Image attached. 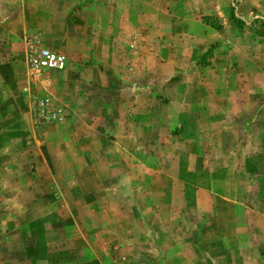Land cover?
Wrapping results in <instances>:
<instances>
[{"label": "rangeland", "instance_id": "1", "mask_svg": "<svg viewBox=\"0 0 264 264\" xmlns=\"http://www.w3.org/2000/svg\"><path fill=\"white\" fill-rule=\"evenodd\" d=\"M131 2L134 65L110 85L133 87V106L104 112L134 118L124 148L96 125L95 95L67 114L23 59L71 21L90 40L116 35L71 17L72 2L0 0V264H264V0ZM64 121L58 145L39 127Z\"/></svg>", "mask_w": 264, "mask_h": 264}, {"label": "crops", "instance_id": "2", "mask_svg": "<svg viewBox=\"0 0 264 264\" xmlns=\"http://www.w3.org/2000/svg\"><path fill=\"white\" fill-rule=\"evenodd\" d=\"M107 1H109L107 5H112L96 7L86 12L74 11L76 10V7H74L75 3H73V5L70 3L71 5L67 4V12L71 17L75 16V18H80L82 20L83 18H86L88 23L94 21L97 15L102 25L98 22L95 23V29L106 30L107 33L110 31L116 35L114 38L109 35L107 37L108 40H105L104 38L99 39L97 37L90 40L87 37V25L85 23L77 24L74 23V21H71L67 23L64 28L61 44L57 42L55 43L51 39H45L42 41V44L46 48L58 51L62 50V52H60L63 53L67 59L66 69L63 71H47L41 76L43 81L38 83L33 82V80L28 77L27 73L22 72L21 78L25 79L28 83V77L31 81V86L35 88L41 86L40 84H44L46 90V87L49 88L51 85L52 87L49 88L50 93L48 94H51V91H53V98L60 100L62 106L67 107V114L72 112V108L69 107L70 104H83V102H88L85 96L95 95L90 98V102L88 103L92 104L91 109L95 110L93 113L94 120L97 122L96 125L98 124V126L101 127H108L107 130L117 138L116 144L125 148L132 136L130 127L132 123H134V118L130 117L126 121V118L122 115L120 117V113H118L114 114V116L112 115V120L104 121V117L109 116L108 113H110L106 112L104 114V112L107 110L108 102L113 110L121 107V105L118 104L119 102H122L120 100L124 99H126V109L133 106L134 98L132 94L135 93L133 87L122 86V84L119 85L120 87L110 85V79L118 80L120 78L124 82V80L128 78L130 72L129 69L134 65L135 42L131 36H129V31L132 30L134 21L131 12H129L132 2L131 0ZM120 28L124 31L123 33L119 30ZM119 33H121V35ZM166 59L167 61L165 62L159 60L155 63L162 76H170L173 74L172 72L173 70L175 71L177 65L175 56L170 55L166 57ZM88 61L93 63L91 69L86 66ZM55 85L57 90H54ZM37 90L39 92V89ZM143 92L144 90H140L137 93ZM106 95H110V97ZM114 104L118 106L113 107ZM68 110L70 111L68 112ZM7 120L8 119H6V123H8ZM17 120L18 118L15 119V121ZM85 121L87 122V120ZM43 124L44 125H40L39 127L45 128L44 130H52V132L58 130L59 134H61L60 127L64 126L65 121L62 123ZM59 134L55 135L57 138H54L56 139L54 141L57 142L56 145H58L61 140L59 139L61 138V135L58 137ZM100 169L102 170L103 168L100 167ZM97 170L99 171V168ZM99 197H92L91 194H87L86 197H84V199L87 198V201L84 202L85 204H90L92 203V200L98 199ZM81 199H83V197Z\"/></svg>", "mask_w": 264, "mask_h": 264}, {"label": "built area", "instance_id": "3", "mask_svg": "<svg viewBox=\"0 0 264 264\" xmlns=\"http://www.w3.org/2000/svg\"><path fill=\"white\" fill-rule=\"evenodd\" d=\"M62 2H72L78 5L88 4V3H97L100 0H58ZM24 64L26 69L29 71V74L36 79H39L43 73L51 70L63 71L66 69V56L58 51L51 50L45 47H41L39 42L29 41L26 54L24 56ZM38 108H41L40 116L43 118H52L56 117V112H54L50 107L48 100L40 101Z\"/></svg>", "mask_w": 264, "mask_h": 264}, {"label": "trees", "instance_id": "4", "mask_svg": "<svg viewBox=\"0 0 264 264\" xmlns=\"http://www.w3.org/2000/svg\"><path fill=\"white\" fill-rule=\"evenodd\" d=\"M202 19H203L204 22H205L207 25H209L211 28H214V29H216V30H219V29L221 28V26H220L216 21H214V20L212 19V17H210V16H204ZM211 50H212V47H210V48L208 49V52H207L205 55H202V56L200 57V59H199V61H198L200 65H202V66H207V64L204 62V60H205V56H206L207 54H209V53L211 52Z\"/></svg>", "mask_w": 264, "mask_h": 264}]
</instances>
